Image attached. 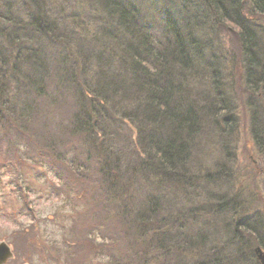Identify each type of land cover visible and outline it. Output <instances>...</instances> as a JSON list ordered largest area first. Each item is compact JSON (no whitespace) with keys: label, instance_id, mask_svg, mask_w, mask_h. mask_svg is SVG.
Here are the masks:
<instances>
[{"label":"trees","instance_id":"16d2710c","mask_svg":"<svg viewBox=\"0 0 264 264\" xmlns=\"http://www.w3.org/2000/svg\"><path fill=\"white\" fill-rule=\"evenodd\" d=\"M97 2L108 24L116 23L129 37L130 42L123 49L116 43L119 39L114 33L105 30L104 49L82 46L76 52L75 36L72 40L62 37H70L72 30L67 28L68 20L63 18V13L55 10L56 2L25 0L18 7L11 1L0 0V67H3L0 68V131H12L3 137L11 144V151L2 153L0 149V155L11 156L10 162L15 167L25 164L30 157L42 160L64 187H69L67 192L72 195V191L77 202L87 203L88 207L94 201L80 215V220L71 219V231L82 246L69 248L76 253L73 258L77 260L66 258L65 264H95L89 257L96 254L105 259L98 264H226L228 257L222 253L226 245L210 246V239H217V235H208V214H225V234L229 233L230 226L234 224L235 228L239 220L237 214L228 219L230 213L239 212L229 210L231 206L238 207L242 199L237 193L226 195L228 203L225 204L220 192L211 188L219 183L221 172L226 182L231 179L225 164L216 178L210 173L212 180L207 176L196 180L188 158L192 138L198 134L200 111L205 110L214 119L221 113L225 116L224 123H233L236 107L226 104L227 96L217 99L224 90L225 67L220 70L216 60L205 70V76L214 81L212 86L205 83L207 89L201 92L206 96V104L200 109L199 105L196 107L197 100H190L187 93L188 69L200 67L199 62L213 57L203 53L204 48L195 40L198 32L207 29L204 21L213 17L221 26L238 34L243 79L250 94L247 105L251 109L253 137L263 150L264 107L262 110L259 101L264 102V24L261 23L264 0H202L208 5L206 11L185 4L175 7L173 0L171 3L152 0L153 4H160L159 25L154 30L146 28L147 31L141 27L134 0ZM44 35L55 42L72 44L75 67L71 68L63 56L57 57L55 51H48L41 44L40 38ZM114 43L119 51L111 47ZM113 63H118L117 67ZM216 83L219 86L214 88ZM61 95L70 96L65 100L71 114L61 116L62 120H69L68 124L59 125L63 121L57 119L56 126L66 130L67 136L56 146L49 141V147L42 150L35 147L36 139L31 136L39 134L37 138H44L45 130L41 132L38 126L45 129V125H40L39 120L43 117L49 123L44 111L58 113ZM131 100L134 102L122 108L125 114L120 117H129L135 126L139 135L138 150L143 158L137 159L139 154L128 153L123 161V149L114 146L121 130L114 119L120 104ZM219 101L223 106H219ZM104 126L111 128L109 134ZM24 138L33 146L25 152V159L16 144ZM77 183L82 187L75 185L76 189L72 190V184ZM145 184L150 185V192L145 191ZM179 189L184 193L174 208L169 196ZM75 191L80 193L75 196ZM75 216H79L78 211ZM188 222L191 226L187 229ZM89 224V229L84 231ZM105 225L106 231L99 230L102 242L98 244L94 238H88L91 232L97 234L94 228ZM262 230L264 223L263 228L256 229ZM238 233L235 235L239 236ZM252 256L255 258L253 253ZM238 260L234 259L231 264ZM29 261L25 262L30 264Z\"/></svg>","mask_w":264,"mask_h":264},{"label":"rangeland","instance_id":"374dc122","mask_svg":"<svg viewBox=\"0 0 264 264\" xmlns=\"http://www.w3.org/2000/svg\"><path fill=\"white\" fill-rule=\"evenodd\" d=\"M10 1L18 7L25 3V0H6V2ZM52 1L56 2L55 10L61 11L63 13V18L68 20L65 22L67 28L72 30L70 37L62 36V34L61 36L63 38L68 37L71 40L75 36L74 40L76 44L74 45L76 47L73 46V48L71 46L72 44H68L67 41H63L64 43L55 42L50 40L49 37H45V35L40 38L42 41L41 44L44 45L48 51H55L58 54L57 57L60 55L61 57L63 56L67 61V65H70L71 68L75 67L74 59L71 58V53H75L71 49L73 48L76 52L79 50V47L82 46L86 49H90L94 46L103 47L104 49L106 44L105 41H103V37L107 38V35L103 34L105 30L114 33V36L119 39L116 43H119L122 47L121 49L126 47L130 42L127 34L122 31L123 29L121 28L120 31V28L115 26L116 23L115 25L113 24L114 26L110 23L108 24L107 16L102 13L103 11L100 9V4L97 0ZM164 1L172 2V0ZM173 1H175V3L173 2L175 7L180 4V7H182V4H185L188 7H195L197 10H208V5L206 3L204 4L202 0ZM248 1L249 0H247V2ZM133 4H135V7L140 12L141 21H139L141 27L145 31H147L146 28L154 30V28L159 25L158 6L160 4H153L152 0H134ZM88 12H91L89 16ZM261 18V23L264 24V17ZM209 19V21H204V23H207V29L198 32L195 36V40L204 48L201 50L204 51L203 53L213 57H210L211 59H209V61L199 62L200 64H197V66L200 67L194 68L189 66L187 93L190 100H197L196 102L198 103L195 106L197 107L199 105V109L203 107V104H206V96L201 94V92L207 89L205 83L212 86L214 81L207 75L205 76V70L208 64L216 60L215 63L220 65V70H223L225 67V77L222 79L224 90L220 95L217 94V99L219 97L226 99L227 96L228 102L226 101V104H233L236 107V110H233V119H235V121H233V123H224L225 116L221 113H218V117L214 119V116L212 117L210 114L207 116L205 110L200 111L201 119L197 126L198 134L192 138L188 161L190 163L191 173L195 174L196 180L201 179V176H207L212 179L213 177L210 176L211 174L216 178L223 164H225V169L230 173L231 179H227L226 182L224 180L225 174L221 172L219 175V183L216 185L214 184L211 188L214 192H220L222 200L227 199L224 198L226 195L239 194L242 199L240 204L242 206L241 208L245 210L241 209L238 211L241 216H243L258 208L264 210V143H261V146H263V150H261L253 137V126L250 121L251 109L247 105L250 94L244 84V71L238 34L221 26L213 17ZM258 19L260 21V17ZM204 20H206V17ZM61 21L62 20H60V22ZM159 31L160 30H158L157 36ZM115 33L118 36L115 35ZM155 42H158V38ZM151 46H153L154 49L157 48L156 45ZM111 47H115V50L119 51V47L115 46V43ZM69 49L71 51H69ZM117 65L118 63H113L112 66L117 67ZM217 85L219 86V83H216L214 88H216ZM221 86L222 85H220V87ZM67 98H70V96L61 95V99H58V106L60 107L58 108L59 116L58 113L53 111L43 112L46 114V119H49V123L47 120L45 123L44 118L41 117L39 123L40 125L44 124L45 129H42L41 126H38V128L41 132L42 130L49 131L42 132L44 138H37L39 134L33 135V137L31 136V139H36L34 140L36 142L35 147H40V149L45 150L44 148L49 147V141L56 146L65 140L67 136L66 130L57 128L56 124H58L57 119L62 120L61 116L71 114V107L65 100ZM219 100L221 99L219 98ZM133 102V100L129 101L127 104H123L124 102H122L120 104L121 109L117 110V118L114 119V124L116 123L119 125L121 129L119 132L120 139H114V146L123 149V161H125L128 153L131 154V156H138L139 154L137 159L143 158L138 150L139 135L135 126L131 124L129 117H127L128 119L120 117L122 113L125 112L123 111L124 107H127ZM219 103V106H223L221 101H219ZM259 103L262 105L263 110L264 102L261 100ZM124 114L125 113H123V115ZM62 121L63 122L59 123V125L68 124L69 120L64 119ZM103 129L106 134L111 132V128L109 127L104 126ZM5 131L6 133L0 131V149H2V153L3 151H11V144H8L3 137L8 136V132L11 133L12 131L7 129ZM11 139L15 144V140L13 138ZM29 142L30 141L25 138L16 142L20 148L19 151L21 152L22 158L24 159L25 152L33 147L28 144ZM7 156L9 158L11 157L9 155ZM9 158L0 155V241H6L12 247L14 255L6 264H28L25 262L27 260H31L29 261L30 264H65L63 262L66 258L71 259V261L77 260L74 259L76 258V253L70 252L69 248L74 247V245L78 247L82 245L78 243L80 241L75 239V235H73L71 231V227L73 226L71 219H75V221L80 220L82 218L80 215H82L85 209L88 211L89 206H91V204L94 205V201L90 205L88 204V207L87 203L83 204L79 200L77 202L73 197V192L70 191L72 195L67 192L69 187L65 188L62 181L54 175L51 169L47 167L42 160L40 162L30 157L31 159H27L29 162L27 161L21 166H16L20 170V172H16L15 164L11 163V159ZM247 183L254 184L256 189L253 190L251 188L252 185L246 187V185H248ZM67 184L69 185V183ZM72 185L73 186L70 187L72 190H75L76 186H78L79 189L82 187L80 183ZM138 185H140L139 182ZM145 187V191H151L150 185L145 184ZM78 193L80 192L75 191V196ZM183 193L181 189H179V192L178 190L173 193L171 192L169 196L171 199L169 200L172 201L174 208L175 206L177 207V203L182 199ZM200 194L203 195L204 200V193L201 192ZM142 196L144 195H141V197ZM188 196L191 197V194H188ZM134 202L135 205H138L137 199H134ZM77 211L79 216H75V212ZM226 214L228 215L229 212ZM71 215L74 217H71ZM208 215L210 218V225L206 228L208 229V235L211 237H213L215 233L217 235V239H210V243L212 242L210 246L215 244L216 246L222 245L221 247H223V245H226L224 247L225 251H222L223 255L228 257L225 263L231 264L234 259L238 260L239 256V258L242 259L241 261L238 260L235 262L236 264H255L256 259L252 256L254 248L252 246L254 244L242 245V243H238L236 240L239 236L232 232L234 224L230 226V232L225 234L224 225L226 218L223 219L225 214L223 216H221V214H219L220 216L216 214L213 215V213ZM189 224L188 222L187 229L191 226ZM91 226L93 227L95 224H91ZM87 227H90V224L86 225L84 231L89 229ZM104 229H106V225L100 228H94L97 234L91 232L88 238H94L96 243L99 244L102 242L99 230L100 232H104L106 231ZM77 237L79 238V236ZM55 240L58 241L55 242ZM193 250L196 251L195 248H193ZM237 253H239V255ZM187 258L190 260L193 259V257ZM89 260L98 264L99 262H104L105 259L96 254L95 256L91 255ZM235 263L233 262V264ZM74 264H78V262Z\"/></svg>","mask_w":264,"mask_h":264},{"label":"bare ground","instance_id":"6f19581e","mask_svg":"<svg viewBox=\"0 0 264 264\" xmlns=\"http://www.w3.org/2000/svg\"><path fill=\"white\" fill-rule=\"evenodd\" d=\"M250 185H252L251 188L253 190L256 189L254 184H248L246 185V187H249ZM222 201H224L225 204L228 203L226 199H223ZM241 207H242L241 205H238V207L231 206V209L229 211L236 210V209H238L239 211L241 209L245 210L244 208H241ZM236 214L239 216V217L237 216L238 217L237 219L239 220L235 218L237 220L236 222L237 226L235 225L236 227L233 229V232L234 233L239 232L238 234H240L236 241L240 244L242 243V245L254 244L252 246L254 247L253 254L256 260L259 262L258 264H261L258 258L256 249L259 248L262 251H264V236H262L264 235V230L257 232L256 229L258 230L259 228H263L264 210L258 208L257 210H254L250 213H246V215L244 214L243 216H241L239 212L230 213L228 218H231V216H234ZM254 225L256 227H254Z\"/></svg>","mask_w":264,"mask_h":264},{"label":"water","instance_id":"95a60500","mask_svg":"<svg viewBox=\"0 0 264 264\" xmlns=\"http://www.w3.org/2000/svg\"><path fill=\"white\" fill-rule=\"evenodd\" d=\"M261 264H264V251L256 249ZM12 247L6 241H0V264H6L13 258Z\"/></svg>","mask_w":264,"mask_h":264}]
</instances>
